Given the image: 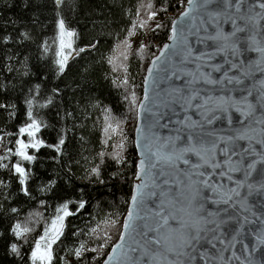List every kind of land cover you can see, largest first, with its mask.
I'll list each match as a JSON object with an SVG mask.
<instances>
[{
  "label": "snow or ice",
  "instance_id": "6c2138e0",
  "mask_svg": "<svg viewBox=\"0 0 264 264\" xmlns=\"http://www.w3.org/2000/svg\"><path fill=\"white\" fill-rule=\"evenodd\" d=\"M0 264H264V0H0Z\"/></svg>",
  "mask_w": 264,
  "mask_h": 264
},
{
  "label": "trees",
  "instance_id": "16d2710c",
  "mask_svg": "<svg viewBox=\"0 0 264 264\" xmlns=\"http://www.w3.org/2000/svg\"><path fill=\"white\" fill-rule=\"evenodd\" d=\"M135 0H125V5L127 6L129 3H133ZM19 3V0H17V4ZM10 14H18L20 12V9L18 7H14L13 9L9 10ZM118 15V13H117ZM83 33V43H87L89 40L92 39L93 35H95L94 32H92L90 29L85 28L84 23H81L80 25ZM112 44L111 38H108L105 40L104 44L102 45L101 51L107 55V49ZM32 50V56H31V62L33 64H36L38 66H43L45 64V61H38L35 54L34 46H30ZM83 59H77L76 61L70 62V71L68 72L67 79H71L73 76H75L78 73H81L85 67H88L89 65H92L94 67V71L91 72L90 79L94 80L97 84V87L99 88V95L101 98L105 99L106 103H113L116 106V109L118 112H123L124 114H127L125 112V108L120 103L119 99V93L112 88L109 83L105 80H103V73L108 70V66L106 64L101 65L98 63L99 57L95 52L85 53L81 54ZM95 57V59H94ZM130 74L133 77V81L136 84V91L138 96L141 97L142 95V78L145 75L143 68H137V61L133 59L131 61V68H130ZM132 122L129 121L128 128H132ZM98 134H94L92 139L95 141L97 139ZM130 135H133V133H130ZM90 147V146H89ZM120 194L118 193V196ZM124 205H120L121 212L124 210ZM111 208H104L103 210L89 207L88 212L84 213L83 216L77 218L74 220V223L79 227H84L85 223L91 221V223L88 224V227H92L95 225L96 222H98L100 219H103L105 216V213L112 211ZM51 210L49 209V212ZM91 213V216L89 215ZM45 215H48V213H45ZM43 226V223H41V226L37 228V232L41 230ZM87 231V228L85 229ZM113 236L115 238V232L113 233Z\"/></svg>",
  "mask_w": 264,
  "mask_h": 264
},
{
  "label": "water",
  "instance_id": "95a60500",
  "mask_svg": "<svg viewBox=\"0 0 264 264\" xmlns=\"http://www.w3.org/2000/svg\"><path fill=\"white\" fill-rule=\"evenodd\" d=\"M141 98H142V95H141ZM134 134V133H133Z\"/></svg>",
  "mask_w": 264,
  "mask_h": 264
}]
</instances>
